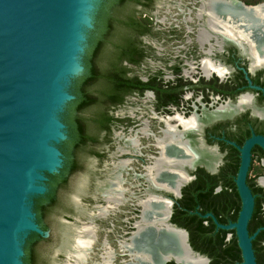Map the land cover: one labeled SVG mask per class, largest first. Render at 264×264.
<instances>
[{
    "label": "flooded vegetation",
    "instance_id": "af4514ba",
    "mask_svg": "<svg viewBox=\"0 0 264 264\" xmlns=\"http://www.w3.org/2000/svg\"><path fill=\"white\" fill-rule=\"evenodd\" d=\"M203 1L198 0V7L195 6L197 25L180 27L175 18H161L156 0H109L108 97L105 103L93 106L101 112L95 115L96 119L105 121L93 130L92 140L85 141L84 132L81 133L75 174L85 170L90 158L99 165L106 158L112 160L101 187L107 205L95 206L98 218L106 217L110 208H115L109 195L117 176L120 187L124 175L137 176L141 181L139 208L135 207L140 212L138 220L141 202L151 196L173 200L170 220H180L179 214L174 215L175 208L186 192L188 207L197 215L192 218L193 227L199 218H205L209 234L206 240L193 235L192 244L189 234L193 250L206 256L208 264L219 253L228 264H243L234 232H221L217 221H234L229 210L234 211L238 202L240 147L253 135L264 136V57H258L239 33L240 39L228 40L223 38L228 37L225 33L209 27L205 22L209 15L200 10ZM100 44L95 40L96 46ZM167 131H171L168 137ZM167 143L181 148L188 157L183 164L163 165L166 170L184 173L180 197L165 192L169 189L153 179L155 162ZM251 156L252 166L254 160L264 166L263 146L255 144ZM123 161L126 163L122 167ZM63 167L64 157L60 170ZM251 171L252 168L247 183L255 195L256 213L248 229L250 235H255L252 243L257 264H264V171L253 176ZM121 189L125 194L127 189ZM65 197L69 209L72 199L66 192ZM226 220L229 223H224ZM91 229L94 242L97 238L93 226ZM86 233L82 226V237ZM104 245L106 261L107 251L112 248L106 242Z\"/></svg>",
    "mask_w": 264,
    "mask_h": 264
},
{
    "label": "water",
    "instance_id": "95a60500",
    "mask_svg": "<svg viewBox=\"0 0 264 264\" xmlns=\"http://www.w3.org/2000/svg\"><path fill=\"white\" fill-rule=\"evenodd\" d=\"M97 1L0 0V220L6 219L2 226L0 224V264L23 263V244L31 232L44 237L50 234L35 220L33 197L47 191L46 173L59 172L62 166L63 153L59 144L67 137L66 124L57 112L62 108V114L67 102L74 98L65 85L69 82L70 87L72 78L84 71L82 55L86 33L93 27ZM223 1L245 8L264 4V1L257 4ZM68 63H72L75 70H65ZM46 123L56 126V134L47 135ZM255 144L264 147V136L253 135L240 147L241 162L236 177L241 198L238 218L229 224L217 221L221 228L235 229L243 264H257L252 243L255 235H250L248 229L255 195L247 183ZM46 150H50L56 160L52 166L44 162ZM256 167L254 160L252 171ZM40 181L44 184H39ZM165 192L180 197L182 184ZM169 201L168 224L184 231L190 253L202 257L208 264L209 259L191 247L188 230L170 220L173 200ZM71 257L74 259V252L67 255ZM169 261L190 264L173 253L160 262L167 264Z\"/></svg>",
    "mask_w": 264,
    "mask_h": 264
},
{
    "label": "trees",
    "instance_id": "16d2710c",
    "mask_svg": "<svg viewBox=\"0 0 264 264\" xmlns=\"http://www.w3.org/2000/svg\"><path fill=\"white\" fill-rule=\"evenodd\" d=\"M255 1L258 0H247V2L257 3ZM95 6L93 14L94 28L89 29L86 33L87 41L85 52L82 55L84 71L72 78L70 92L74 95V98L67 102L61 114L63 122L67 125V138L59 144L64 157V167L59 172L46 173L48 179L45 183L48 190L33 197L36 220L44 231H51L58 214L68 209L65 206V200L67 199L65 192L68 193L70 178L76 172L78 141L81 133L84 132L85 141L92 140L94 137L93 130L105 121L102 118L96 119L95 115L99 112L94 110L93 106L105 103L108 97L109 59L108 30L106 27H109V0H98ZM95 40L100 41L101 44L96 46ZM81 111L83 114H81ZM71 167L73 168L71 169ZM236 194L238 202L235 203V210H229V215L234 221L237 220L241 209V200L237 189ZM255 213L256 210L253 215ZM176 214H179L181 219L176 220L173 218L172 222L189 231L191 244L193 235L202 240L209 237L207 224L204 223L205 218H199L193 227L192 218L197 215H193L188 207L186 192H183L182 197L179 199L174 215ZM224 223H229V220L224 221ZM213 225L217 226L216 223H213ZM219 230L224 233L234 232L235 246L241 251L234 229L229 231L219 228ZM47 242V237L37 232H31L23 244L22 264H47L49 258ZM167 264L177 263L169 261ZM212 264H228V262L226 263L222 254L219 253Z\"/></svg>",
    "mask_w": 264,
    "mask_h": 264
},
{
    "label": "bare ground",
    "instance_id": "6f19581e",
    "mask_svg": "<svg viewBox=\"0 0 264 264\" xmlns=\"http://www.w3.org/2000/svg\"><path fill=\"white\" fill-rule=\"evenodd\" d=\"M201 12L206 11L208 16L207 24L215 30L222 31L228 37L238 40L241 37L238 33L252 46V49L257 53L258 57H264V4L255 8L241 7L240 4L234 2H224L223 0H204L201 3ZM200 14V13H199ZM202 40H205L204 34L200 35ZM67 43V42H66ZM68 50V49H67ZM67 71L75 70L72 63L64 66ZM58 90V94L60 95ZM58 96V95H57ZM47 135L56 134L57 129L54 124H45ZM171 131H167L169 136ZM162 156L155 162L154 168L156 173L153 179L170 190H174L180 183L185 180L183 172L176 173L174 171L163 168L164 164L178 163L183 164L188 157L183 154L181 148L167 143L162 146ZM43 156L44 162L48 166L55 163V158L50 150L45 151ZM175 160L176 162H172ZM125 161L121 163L122 167ZM116 177L111 187V195L109 199L115 205H119L124 198V190L120 187V182ZM141 220L135 224L136 231L132 234L131 240L121 242V248L129 252L132 256V261L129 264H161L160 261L169 257V255L177 254L181 259L190 264H205V259L202 257L193 256L188 250L186 244V235L182 230L173 228L168 224L167 219L170 212V202L156 197H148L142 201ZM112 205V207H114ZM6 222V219L0 220L1 226ZM90 227V228H89ZM83 226V230L87 233L82 237L80 234L76 240V252L74 253L75 262L69 264H84L86 256L92 244V226ZM83 238V240H82ZM109 260L112 261L113 252L107 251Z\"/></svg>",
    "mask_w": 264,
    "mask_h": 264
},
{
    "label": "rangeland",
    "instance_id": "374dc122",
    "mask_svg": "<svg viewBox=\"0 0 264 264\" xmlns=\"http://www.w3.org/2000/svg\"><path fill=\"white\" fill-rule=\"evenodd\" d=\"M242 1L246 4H257L264 0L255 1L257 3L247 2V0ZM197 3L198 0H156L157 9L161 11V18L166 17L169 21L175 18V22L180 27L197 25L198 19L195 18ZM190 18H192L191 22L187 20ZM65 89L69 92V82L65 85ZM68 100H65V103ZM61 109L57 112L60 119ZM111 161L106 158L103 165H99L93 158H90L85 165V170L72 176L68 190V194L72 199V206L58 214L52 230L49 231L50 234L47 237L49 257L47 264L74 263L75 258H67V255L76 252L74 245L81 234V227L89 225L93 226L97 239L94 242L91 241L93 245L91 244L92 247L84 264L104 263L106 258V256L103 257L105 255V242L112 248L113 251L111 249L110 251L114 252L110 264H129L132 261V256L122 250L121 242L127 241L131 236L135 230V222L139 219L140 212L135 207L139 208L137 201L141 198L142 193L140 179L134 175H124L122 186L127 189L124 194L125 199L119 205L114 206L111 204L115 208H110L106 217L98 218L96 215L97 209L95 206L107 205L101 195V187L108 177V172L105 169L110 172L108 163ZM256 164L257 167L252 171V176L259 171H264V166L258 160H256ZM39 184H44V181H40ZM35 194H38V192Z\"/></svg>",
    "mask_w": 264,
    "mask_h": 264
}]
</instances>
